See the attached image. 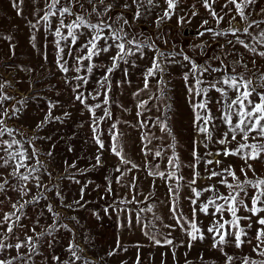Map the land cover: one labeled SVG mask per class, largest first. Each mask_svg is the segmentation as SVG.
Listing matches in <instances>:
<instances>
[{
  "label": "snow or ice",
  "instance_id": "6c2138e0",
  "mask_svg": "<svg viewBox=\"0 0 264 264\" xmlns=\"http://www.w3.org/2000/svg\"><path fill=\"white\" fill-rule=\"evenodd\" d=\"M23 3L24 0L12 2L18 16L22 15ZM87 3L91 8L85 9V15L74 10L83 7L79 0H64V3L61 0H43V5L36 9V22L29 21V26L39 31L43 22L45 33L53 37L55 64L65 74V83H70L71 80L79 82L72 88L74 99L90 113L93 139L100 150L106 147L101 139L100 124L105 119L112 120L107 129L110 140L107 150L123 166L115 168L120 174L115 183H120L128 173L141 170H146L147 175L154 179L162 180L167 188L168 214L174 223H164V218L153 212L155 205L138 207L154 193L149 191L144 200H141L143 193L137 187L138 178L134 174L126 184L131 199L121 198L119 204L135 207L120 208L113 199L104 209L105 213L111 208L116 212L118 221L120 213H123L126 224L120 225L121 227H131L134 224L141 226L150 241L159 247L175 248L171 237L172 232L179 228L189 238V249L192 241H203L205 234H210L211 248L221 253L223 264H233L237 259L240 264H264V259L257 261L251 254L244 255L243 251L236 256L230 255L226 250L228 246L243 250L245 246L251 245V253L264 257V176L257 174L252 163H264V64L260 63L264 61V19H253L254 15L264 17V4L257 9L259 0H224L222 4H219V0H200L201 6L215 24L208 27L210 21L203 19L196 38L210 33V39L219 49V54H215L214 50L207 61L200 63L183 47L165 52L150 38H141L140 32L128 30L131 29V21L124 15V11L134 9L131 19L139 20L144 16L145 9L151 11L161 8L154 21L159 27L172 19L182 0H163L164 7L159 0H131L130 3L129 0H124L123 4L119 0H87ZM218 4L219 10L214 7ZM116 7L124 11L114 13L113 9ZM189 11L195 17L199 10L193 4ZM41 12L43 15H39ZM68 17L72 19L67 20ZM177 23L183 25L191 23V20L187 16H181ZM222 24L226 26L221 27ZM0 38L9 41L12 39L11 36ZM81 38L83 42H80ZM35 39L33 34L30 40L34 42ZM220 39H223V43H220ZM207 46L208 41L201 40L198 44H190L189 48L205 52ZM14 48L12 45L11 49ZM106 54L107 62L102 59ZM229 56L232 57L231 62L228 60ZM145 59L148 64L142 72L143 86L133 92L134 97H140L136 102V123L124 122L140 133V152L144 156V162L137 163L128 155L123 142L125 133L118 128L120 121L113 118L110 110L116 104L122 111H129L125 105L118 103L113 94L112 76L124 65L121 69L123 77L115 82L116 87L119 88L124 83L130 85L129 67H139L137 61ZM173 65L185 69L182 79L187 89L191 127L195 133L190 162H184L177 152V137L171 123L170 80L165 77L169 75L168 69ZM97 70L101 71V75L95 79ZM69 72L75 73L71 79L67 78ZM81 72L85 74L80 75ZM90 77L95 79L96 87L85 95L80 88L89 85ZM5 86L0 84V90ZM142 94L147 98H143ZM89 98L98 102L90 105L87 103ZM12 99L14 98L0 91V169L7 170L6 174L0 172V205L7 202L11 208L10 211H4L0 207V264H39L37 258L51 260L54 264H76L77 261L80 264H92L84 255L85 249L76 242L73 230L63 223L66 217H61L50 202L44 205L47 212L52 214L50 223L41 219L44 216L43 210L35 215L29 213L30 208H39L41 201H47V194L53 189H56L55 195L61 198L60 203L64 208L74 210V205L83 207L87 183L81 185L79 199L72 203L64 202L62 191L56 183L57 177L47 171V165L40 159L44 154L36 147V141L40 138L32 136L17 139L16 135L23 134L19 129L8 127L6 121L23 111L22 108L6 106V102ZM58 103L59 101H49L48 112L44 120L37 123V129L43 128L47 123L62 120L61 117L52 115V108ZM97 109L102 111V115L97 116ZM153 110L156 113L154 116L145 115ZM64 116H70V113L65 112ZM153 128L158 129L162 135L153 132ZM201 146L204 148L203 152L199 151ZM46 155L51 157L52 151L49 150ZM149 156L152 160L148 159ZM157 158L166 160L164 169H161L159 163L152 162ZM230 158L239 159L242 163L237 166L234 159ZM101 163V156L98 154L92 167H99ZM64 164L66 174L60 179H73L79 184L80 181L75 180L73 174L67 173V169L77 168L76 162L69 164L64 161ZM185 168L191 170V175L184 173ZM77 171L81 175L85 172L78 168ZM249 172L252 173L251 177ZM45 173L50 184L45 183ZM199 181L209 183L200 185ZM30 183L32 187H29ZM112 183L109 180L106 184L102 199L113 196L115 189ZM151 187H155V184L150 185ZM33 188L39 191L34 194ZM182 189L187 190L183 197ZM9 192L14 193L16 198L9 196ZM181 199L188 201L190 211L184 210ZM145 212L153 213V219L169 231L160 232L156 223L146 222L143 215ZM242 212L247 214H241ZM200 214L209 218L206 229L202 227L203 221L198 220ZM26 220L30 223H25ZM71 220L79 223L75 216ZM254 225L255 231L250 235ZM61 229L72 233V239L65 249L69 254L67 259L56 255L54 251L57 243L55 233ZM45 246L53 253L50 257L43 254ZM139 247L137 245L135 264H141ZM121 248L118 237L115 248L107 254L115 255L116 250ZM173 257L175 258L174 251ZM199 258L204 259L203 255Z\"/></svg>",
  "mask_w": 264,
  "mask_h": 264
},
{
  "label": "rangeland",
  "instance_id": "374dc122",
  "mask_svg": "<svg viewBox=\"0 0 264 264\" xmlns=\"http://www.w3.org/2000/svg\"><path fill=\"white\" fill-rule=\"evenodd\" d=\"M12 2L13 0H0V37H12L10 41L0 38V84L6 85L0 91L14 98L7 101L6 106L22 108L23 111L17 113L11 120L6 121L7 125L9 128L19 129V132L23 134L16 135L17 139L23 140L32 136L40 138L36 141V147L40 149L41 153H44L40 156V159L47 165V171L57 177L56 183L62 191L65 203H72L74 200L79 199L81 185L87 183L83 207L74 205V210L64 208L60 203L61 198L55 195L56 189H53L52 192L47 194L48 200L41 201L39 208L29 209L30 215H35L36 212L43 210L44 216L41 219L50 223L52 214L48 213L44 207L46 203L50 202L55 211L60 213L61 217H66L63 223L73 230L76 242L79 243L81 248L85 249L84 255L92 261V264H135L138 251L137 245L140 246L141 264H162V261L163 264H186V261L187 264H223L222 259H220L221 253L211 248L210 234L206 233L203 241H192V247L189 249L187 246L189 243L188 236L179 228H176L172 232L171 237L176 247H159L150 241L141 226L134 224L131 227H121L120 225L126 224L123 213H120L119 221L116 212L111 208L105 213L104 209L113 199H115L117 206L120 208L128 207L133 209L135 207L133 205L119 204L121 198L131 199V194L126 184L134 174L138 178L137 187L143 193L140 197L141 200H144L149 191L154 193L150 199L138 207L146 208L148 204L155 205L153 212L163 217L164 223H174L168 214L167 188L162 180L159 178L154 179L147 175L146 170H141L135 173H128L120 183H115L116 177L120 175L115 171V168L123 166L119 164L118 158L107 150V145L110 143L107 129L112 120L105 119L100 124L101 139L106 146L104 150H100L93 139L90 127V113L79 101L74 99L75 93H73L72 88L79 82L71 80L70 83H65V74L60 72L55 64L56 54L52 43L53 37L45 33L43 22H41L39 31L29 26V21L36 22L38 18L35 14L36 9L43 5V0H35V2L34 0H24L21 5L22 15L20 16L16 14V9L12 6ZM106 2H111V0H106ZM123 2L124 0H119L120 4H123ZM130 2L131 0H129ZM159 2L162 7L165 6L163 0H159ZM223 2L224 0H219V4ZM61 3H64V0H61ZM79 3L83 7H77L74 10L87 15L85 9H90L91 5L87 3V0H79ZM193 4H196V8L199 10L198 15L195 17L191 16L189 11ZM219 4L214 5L217 10H219ZM261 4H264V0H259L257 9ZM121 11L124 10L119 7L113 9L114 13ZM133 11L134 9L124 11V15L131 21V29L128 30L134 29L141 33V38H150L151 41H155L156 46L161 50L169 52L173 48L179 50V48L183 47L188 54L192 55L200 63L207 61L214 54V50L215 54H219V49L216 48V45L210 39V33L199 39L196 38V35H185L187 28L197 31L203 19L210 21L208 27H213L215 24L201 6L200 0H182L172 19L162 23L159 27L155 25L154 21L157 19V13L161 12V8H155L151 11L145 9L144 16L139 20L131 19ZM39 15H43V13L41 12ZM181 16H187L191 23L178 24L177 20ZM71 19L72 17L67 18V20ZM253 19H264V17L254 15ZM224 26L226 25H221V27ZM239 27L242 28L244 25H239ZM33 34L36 37L34 42L30 40ZM201 40L208 41L205 52H201L200 49L193 50L189 48L190 44H198ZM80 42H83V38H81ZM33 43H35V47H33ZM220 43H223V39H220ZM12 45L15 46L14 50L11 49ZM45 56H47V60H45ZM102 59L107 62V54ZM177 59H180V57H177ZM228 60L231 62L232 57L229 56ZM260 63L264 64V61ZM137 64L139 67H129L130 75L128 79L131 81L130 85L124 83L121 87H116L115 82L123 77L121 69L125 67L124 65H121V69H117L112 76L113 94L118 103L125 105L129 111H122L116 104H113L110 110L113 113V118L120 121L118 128L125 133L123 142L128 155L137 163H142L144 162V156L140 152V133L136 128L124 123L125 121L131 122V124L136 123V102L140 97H134L133 92L143 86L142 72L148 61L147 59L139 60ZM184 71L185 69H182L179 65H173L168 69L169 75L165 78L170 80L169 88L171 91L169 95L171 96L170 102L172 104L170 115L172 117V127L177 137V152L184 162H190L192 159V140L195 133L191 127V107L187 99V89L182 79ZM84 74L83 72L80 73V75ZM74 75V72H69L67 78L71 79ZM100 75L101 71L97 70L95 79H98ZM95 79L90 77L89 85L80 88V91L87 95L89 91L96 87ZM142 96L147 98L144 94ZM100 99L102 100L103 97L101 96ZM49 101H59L52 108V115L59 116L62 120L47 123L43 128L37 129V123L44 120L48 112ZM97 102L91 98L87 101L90 105H94ZM65 112L70 113V116L65 117ZM96 114L100 116L102 111L97 109ZM155 114V110H153L152 113H146L145 115L154 116ZM152 131L156 132L157 135H162L156 128H153ZM49 150L52 151L51 157L46 155ZM199 151L203 152L204 148L201 146ZM98 154L101 156L102 163L99 167L93 168L92 165L95 164V157ZM148 159L152 160V157L149 156ZM230 159H234L237 166L242 163L239 159ZM64 161L69 164L75 161L78 169L85 170L84 174L81 175L77 168L67 169V173L73 174L75 180L80 181L79 184L75 183L73 179H60L62 175L66 174ZM152 162L159 163L161 169L166 166L164 158H157ZM252 163L257 174L264 176V163L259 161ZM6 171V169H0V172H5V174ZM183 171L186 175H191L190 169L185 168ZM249 176H252L251 172H249ZM9 179L11 178L9 177ZM109 180L113 182L112 187L115 192L113 196H106V198L102 199L101 197L105 196L104 190ZM45 183H51L47 179V173H45ZM153 183L155 187L150 188ZM207 183L209 181H199L200 185ZM29 187H32L31 183ZM38 191L33 188L34 194ZM186 191V189L181 190L182 197ZM8 195L12 196L13 199L16 198L12 192H9ZM181 205L186 212L190 211L187 200L181 199ZM0 207L4 211L11 210L10 204L7 202L4 205H0ZM241 214L246 215L247 213L242 212ZM143 215L146 222L152 221L157 224L158 231L165 233L169 231V229L161 227L153 219V213L145 212ZM73 216L77 217L79 223L71 220ZM198 220L203 221L202 227L206 229L209 224V218L200 214ZM25 223H30V221L26 220ZM255 227L254 225L253 229L250 230V235L254 233ZM37 230L39 231V229ZM55 235L57 239L55 254L67 259L69 254L65 249L69 240L72 239V233L61 229ZM118 237L122 248L117 249L115 255L109 256L107 253L115 248ZM157 238L162 240V237L158 236ZM125 248L127 249L126 251L123 250ZM226 250L230 255L239 256L241 251H243L244 255L251 254L257 261L264 259V257L251 253V245L245 246L243 250L228 246ZM42 251L45 256L50 257L53 254L46 246ZM173 251L175 252V258L173 257ZM200 255H203V260L199 258ZM37 259L39 264H54L51 260ZM76 264H80V262L77 261ZM233 264H240L239 259L235 260Z\"/></svg>",
  "mask_w": 264,
  "mask_h": 264
},
{
  "label": "water",
  "instance_id": "95a60500",
  "mask_svg": "<svg viewBox=\"0 0 264 264\" xmlns=\"http://www.w3.org/2000/svg\"><path fill=\"white\" fill-rule=\"evenodd\" d=\"M197 31H193L190 28L186 29L185 35H196Z\"/></svg>",
  "mask_w": 264,
  "mask_h": 264
}]
</instances>
